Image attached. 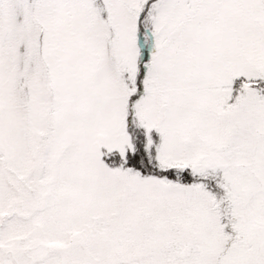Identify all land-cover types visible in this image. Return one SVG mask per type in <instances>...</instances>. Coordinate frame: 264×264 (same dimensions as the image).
<instances>
[{"label":"snow or ice","instance_id":"obj_1","mask_svg":"<svg viewBox=\"0 0 264 264\" xmlns=\"http://www.w3.org/2000/svg\"><path fill=\"white\" fill-rule=\"evenodd\" d=\"M0 264H264V0H0Z\"/></svg>","mask_w":264,"mask_h":264}]
</instances>
